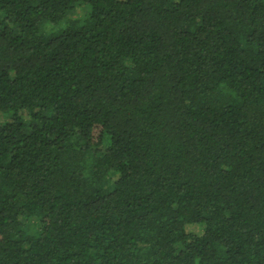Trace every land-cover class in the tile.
<instances>
[{
  "label": "trees",
  "instance_id": "1",
  "mask_svg": "<svg viewBox=\"0 0 264 264\" xmlns=\"http://www.w3.org/2000/svg\"><path fill=\"white\" fill-rule=\"evenodd\" d=\"M0 13V264H264V0Z\"/></svg>",
  "mask_w": 264,
  "mask_h": 264
},
{
  "label": "rangeland",
  "instance_id": "2",
  "mask_svg": "<svg viewBox=\"0 0 264 264\" xmlns=\"http://www.w3.org/2000/svg\"><path fill=\"white\" fill-rule=\"evenodd\" d=\"M89 12L88 8L85 7V6H80L78 8V10L73 13V16L72 17H76V18H79V17H83L85 16L87 13ZM0 16H1V13H0ZM53 28V27H52ZM54 28H60V26L58 27H54ZM50 27L49 25L47 26V29L45 30L46 31H49ZM2 120H4V118L1 117ZM188 231L191 232V233H194V234H197V235H200L202 234V228L199 226V225H191L189 228H188Z\"/></svg>",
  "mask_w": 264,
  "mask_h": 264
}]
</instances>
